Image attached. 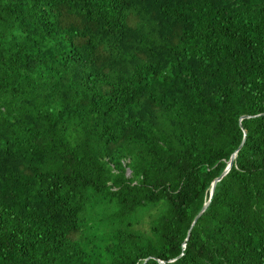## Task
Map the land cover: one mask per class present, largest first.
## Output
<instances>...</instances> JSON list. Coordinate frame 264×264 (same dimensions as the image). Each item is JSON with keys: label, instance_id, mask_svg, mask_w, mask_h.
Returning a JSON list of instances; mask_svg holds the SVG:
<instances>
[{"label": "trees", "instance_id": "16d2710c", "mask_svg": "<svg viewBox=\"0 0 264 264\" xmlns=\"http://www.w3.org/2000/svg\"><path fill=\"white\" fill-rule=\"evenodd\" d=\"M0 264H264V0H0Z\"/></svg>", "mask_w": 264, "mask_h": 264}, {"label": "water", "instance_id": "95a60500", "mask_svg": "<svg viewBox=\"0 0 264 264\" xmlns=\"http://www.w3.org/2000/svg\"><path fill=\"white\" fill-rule=\"evenodd\" d=\"M243 117H249V116H243ZM243 117H242V118H243ZM241 146H242V145H241ZM241 146H240V147H241ZM236 157H237V152L234 153V154L231 156V158H230V160H229V162H228V165H227V167L225 168V170L223 171V173L213 181V183H212V188H211V194H210V197H212L213 194H214V191H215V187H216L217 182L220 181V180H221V179H222V178H223V177H224V176L230 171V169H231V167H232V165H233V163H234ZM209 202H210V200L204 204L202 210H201V211L198 213V215L195 217V219H194V221H193V224H194V223L199 219V217L205 212V210L207 209V207H208V205H209Z\"/></svg>", "mask_w": 264, "mask_h": 264}]
</instances>
